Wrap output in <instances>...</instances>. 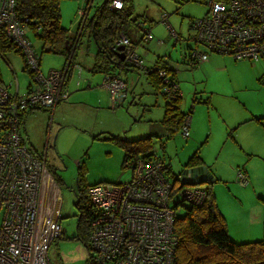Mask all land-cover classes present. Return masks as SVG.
<instances>
[{
    "label": "rangeland",
    "instance_id": "obj_1",
    "mask_svg": "<svg viewBox=\"0 0 264 264\" xmlns=\"http://www.w3.org/2000/svg\"><path fill=\"white\" fill-rule=\"evenodd\" d=\"M88 1L58 0L61 26L68 30L71 41L80 36L67 73V97L52 112L47 109V114L29 116L19 132L29 150L42 157L48 153L46 169L60 195L61 235L47 251L51 264H86L89 258L85 246L75 237L77 210L73 205V188L77 185V166H81L83 185L126 181L130 171L121 168L122 149L109 136L133 138L155 132L157 128H152V124L160 120L164 107L158 91H153L145 81L143 69L138 72L129 68L133 72L126 73V77V70L116 69V74L127 80L128 89H132L120 100L110 99L102 85V73L90 71L96 50L94 40L89 39L88 28L81 33L79 28L80 13L89 18L103 0ZM131 5L134 15H145L141 23L152 36L143 45L136 44L135 53L146 63L156 56L166 55L169 62L177 65L178 81L175 80L182 97L181 107L185 112L190 109L188 136L183 138L177 131L164 141L162 149L159 138L151 136L153 150L170 162L172 174L176 175L179 165L198 149L204 163L211 165L220 177L212 185L219 212L225 216L220 206L227 216L238 212L239 221L246 222L248 217L251 224L257 223L260 235L262 227L258 222L264 223V130L251 120V115L264 111V59L239 61L229 55L212 54L219 58V62L209 68L212 71L202 70L201 65L186 68L181 63L180 49L185 45L195 46L187 38L192 32L188 25L190 20L203 17L204 0H131ZM162 15L166 16L165 22L161 21ZM174 35L180 38L177 42ZM30 40L39 58L40 74L45 76L50 69L65 67L63 55L40 52L38 42L33 37ZM197 48L203 50L201 46ZM13 77L19 92H24L28 83L31 89L36 84L25 71L20 54L6 51L0 54V78L8 84L14 83ZM193 90L197 96L201 93L203 98L208 97L207 104L191 101ZM231 119L239 121L225 126V121L232 122ZM229 132L235 138L228 136ZM193 134H198V139L193 138ZM238 170H244L253 184L242 185L236 181ZM250 194L260 201L257 214ZM238 196H242L243 204L238 202ZM242 209H247L248 213Z\"/></svg>",
    "mask_w": 264,
    "mask_h": 264
},
{
    "label": "built area",
    "instance_id": "obj_2",
    "mask_svg": "<svg viewBox=\"0 0 264 264\" xmlns=\"http://www.w3.org/2000/svg\"><path fill=\"white\" fill-rule=\"evenodd\" d=\"M122 2L110 0L108 7L120 9ZM204 3L203 17L188 25L192 31L188 39L195 44L188 51L189 64L205 61L208 53L251 62L264 59V0ZM14 6L15 0H0V29L20 49L23 64L36 84L31 89L28 83L25 91L19 92L14 77V83H0V264H50L48 248L61 235L60 195L44 157L29 150L19 132L25 112L52 109L66 99V68L40 74L39 58ZM80 14L84 18V13ZM165 20L162 15L161 21ZM135 26L141 31L142 42L152 38L140 21ZM119 46L123 66L147 69L135 53L134 43L122 32L109 49L117 52ZM154 67L161 92L170 99L181 96L172 72ZM102 85L112 101L127 92L125 82L116 74H103ZM188 122L186 116L178 129L183 138L188 136ZM125 167L130 171L126 181L87 187L95 210L88 234L90 264H173L178 241L174 216L180 211L179 203L199 204L204 190L200 186L173 189L165 163L154 154L130 159ZM246 179L238 170L236 181L244 185Z\"/></svg>",
    "mask_w": 264,
    "mask_h": 264
},
{
    "label": "trees",
    "instance_id": "obj_3",
    "mask_svg": "<svg viewBox=\"0 0 264 264\" xmlns=\"http://www.w3.org/2000/svg\"><path fill=\"white\" fill-rule=\"evenodd\" d=\"M109 3L110 0H103L99 6L94 8L89 18L84 16L81 19V26H79L80 33L85 27L88 28L94 40L96 53L93 59L92 71L101 72L102 75L106 73L115 75L116 69L127 68L122 65V62L116 57V52L110 50L109 46L116 39L118 33L125 34L132 25L135 26V23L141 20L138 15L133 14L131 0H123L120 9H110L108 7ZM14 10L18 19L24 24L29 39L33 37L38 42L40 52L46 51L64 56L65 77L67 78V73L72 65L74 49L79 43L80 36L78 35L79 37L75 41H71L68 30L61 26L58 0H15ZM65 41H67V45ZM66 47L71 50L67 51ZM6 51L20 54L23 61L20 49L14 42L10 41L4 30L0 29V54ZM156 62L158 65L147 67L143 72L151 87L158 91L163 98L164 107L160 122L164 130L162 136L167 139L178 131L183 119L189 116L190 109L187 112L179 109L181 96L170 99L161 92V82L156 75L154 66L166 70L169 68L164 64H160L159 59ZM24 69L29 73L25 66ZM262 78V82H264V76ZM0 83H2L1 78ZM193 101L195 100L193 99ZM252 119L257 123L262 122V119L258 117ZM112 137L122 149L121 168H126L125 164L130 159L146 157L149 154L156 155L149 141L150 136L126 138L110 135L109 139ZM156 157L162 160L161 157L157 155ZM80 167L77 166V185L76 189L73 188L75 196L73 205L77 210L75 237L85 246L89 257L86 264H90L88 234L90 222L95 216V210L87 196V187L91 184H82ZM167 167L165 163L166 175L173 189L200 186L205 193L203 201L199 204L179 203L180 211L174 216V231L178 241L174 249L173 264H264V239L235 241L229 237L225 221L216 206L212 192V185L218 179L203 168L202 161L196 152L194 151L187 158L183 164V169L176 175H173ZM199 167L204 169L200 174L195 176L181 175V172L186 168ZM245 175L247 178L246 173ZM246 183H248V180Z\"/></svg>",
    "mask_w": 264,
    "mask_h": 264
},
{
    "label": "crops",
    "instance_id": "obj_4",
    "mask_svg": "<svg viewBox=\"0 0 264 264\" xmlns=\"http://www.w3.org/2000/svg\"><path fill=\"white\" fill-rule=\"evenodd\" d=\"M140 18H141V20H138V21H143L144 22V20H145V15L143 14L142 16H139ZM143 25V24H142ZM140 29H138L137 27H135L134 25H132L127 31H126V33H125V35L126 36H128L129 38H130V40L134 43V45H136V44H139V43H141V45H143L142 43H144V42H142L141 41V32L139 31ZM189 35V34H188ZM188 35H187V38H188ZM90 38H92V36L90 35L89 36V39ZM180 38L178 37V39L176 40V42L179 40ZM75 41V40H74ZM148 41V40H147ZM147 41H145V42H147ZM158 44V43H157ZM161 44V43H160ZM159 45V44H158ZM96 47V46H95ZM135 47V46H134ZM191 48V45L189 46H183L180 50H181V55H180V57H181V63L187 68H192V69H195L196 67H198V66H200L201 65V69L202 70H204V71H212V70H210V69H212V64H214V63H217V62H219V58L218 57H214V56H218L219 54H214V53H210V54H207V57H206V60L205 61H202V62H199V63H195V64H189V60L187 59V53H188V51H189V49ZM95 53H96V50H95ZM95 53L93 54V56H92V64H93V59H94V56H95ZM212 54L214 55V56H212ZM139 55V54H138ZM141 58H142V60H143V64H144V66L145 67H150V66H153V65H158V63L156 62V60L157 59H159L160 60V64H164L165 66H167L170 70H171V72H172V74H173V77H174V79H176L177 80V72H178V68H177V65H174V64H172L171 62H169V60L167 59V56L166 55H161V56H156L155 58H153V59H151L150 61H147V63L145 62V60H144V58L141 56V55H139ZM219 56H222V55H219ZM168 57L170 58V56L168 55ZM262 60V59H261ZM239 61H242V60H239ZM248 61V60H247ZM259 61V60H258ZM201 63V64H200ZM210 68V69H209ZM133 70H136V71H138V72H142V71H140L139 69H136V68H132ZM126 70V72L124 73V75H125V77H126V73H128V72H133V70H131V69H129V68H124V69H121V70H119V71H125ZM90 71H92V65L90 66ZM93 72V71H92ZM115 73H116V70H115ZM142 74L144 75V77H145V81L146 82H148L147 81V78H146V75L144 74V72H142ZM119 78H120V74L119 75H117ZM121 79V78H120ZM175 80V81H176ZM124 82H125V84H126V86H127V92H130V90L132 89H128V85H127V80L125 81V80H123ZM178 81V80H177ZM3 83V82H2ZM149 83V82H148ZM64 88H65V90H66V92H67V89H66V77H65V81H64ZM152 90L153 91H155L154 90V88H152ZM126 92V93H127ZM131 93V92H130ZM159 94V93H158ZM160 95V94H159ZM161 96V95H160ZM162 97V96H161ZM191 101L194 99L195 100V102H198V103H204V104H207V102H208V97L205 99V98H203L202 97V94L200 93L198 96H197V93H196V91L195 90H193L192 92H191ZM237 97H239V96H237ZM63 101H65V100H63ZM63 101H60V102H63ZM162 101H163V98H162ZM60 102H58V103H60ZM181 102H182V97H180V100H179V109L180 110H182V107H181ZM57 103V104H58ZM56 104V105H57ZM55 105V106H56ZM54 106V107H55ZM54 107L52 108V109H50V112H52L53 111V109H54ZM48 108H35L34 110H30V111H27V112H25L24 113V115H23V119H22V124H21V128L20 129H24V125H25V123H27V121H28V117L29 116H31V115H33V114H37V113H44V114H47L46 112V110H47ZM162 115H163V113H162ZM253 117H258V118H261L262 119V122L261 123H257V122H254V121H251V122H254L256 125H258V126H260L263 130H264V111H261V114H256V115H251V120H253L252 118ZM162 118V117H161ZM161 118H160V120H161ZM49 119V118H48ZM47 119V120H48ZM160 120L159 121H155L154 123L155 124H157V125H155V124H152V128H157L156 129V131L155 132H151L150 134H147V136H153V137H155L156 139H158L159 138V146L161 147V149L163 148V144H164V141H166V140H168V139H170L171 137H173L174 136V134L176 133V132H174L169 138H167V139H164L163 138V136H162V134H163V126H162V124H161V122H160ZM230 121H232V122H229V121H225V126H229V125H234L236 122H238L239 120H236V119H231ZM48 122V121H47ZM39 126H41L40 124H39ZM46 126V125H45ZM47 127H48V125H47ZM237 127V126H236ZM235 129V128H234ZM152 133H155L156 135H153ZM235 135H236V133H235ZM228 136H230V137H232V138H235V136H232V133H228ZM136 137H140V135L139 136H135V137H133V138H136ZM192 137L194 138L195 137V139H198V134H193L192 135ZM163 138V139H162ZM22 140V139H21ZM162 142V143H161ZM24 143V142H23ZM26 146V145H25ZM27 147V146H26ZM196 152V154H197V156L199 157V159L202 161V165H203V168L205 169V170H208L212 175H217V176H215L218 180H220V177H219V175L218 174H216L215 173V171H213V168L211 167V165H209V164H205L204 163V161H203V158H202V156L200 155V153H199V151H198V149L195 151ZM36 154V153H35ZM47 152H46V155L44 156V160H45V164L47 163ZM164 156V155H163ZM159 157H161L162 158V156H159ZM121 160H122V158H121ZM162 160L164 161V163H166V165L168 166L167 168L169 169V170H171L172 171V168H171V164H170V162H167L166 160H164L163 158H162ZM186 161H183L182 162V164L181 165H179V171H181L182 169H183V164L185 163ZM244 171V170H243ZM245 172V171H244ZM217 173H219V172H217ZM246 173V172H245ZM247 174V173H246ZM247 180H248V183H247V185H249V184H253L252 182H251V180H250V177H249V175L247 174ZM94 183H99V182H94ZM243 194H246V191L243 193ZM239 198H238V202L239 203H241V204H243V201H242V196H238ZM249 198L250 199H252V201H253V205H254V211H255V213L257 214L258 213V208H259V206H260V201L258 200V199H256V198H253L252 197V195L250 194L249 195ZM237 204V203H236ZM219 209L223 212V213H225V216L224 215H222V217H223V219H224V221H225V226H226V230H227V233H228V235H229V237L231 238V239H233V240H235V241H241V240H252V239H260V238H262V239H264V223L263 224H261V222H258L260 225H261V227H262V231H261V233H260V235L259 234H257V230H256V226H257V223L256 222H254L253 224H251V220L247 217V219L249 220H247L246 222H243V221H239V219H240V217L237 215L238 214V212H233V213H231V214H228V216H227V213H226V211H224L223 210V208H221L220 206H219ZM242 212H244V213H248V210L247 209H242ZM234 214H236V216H235V219L233 218V216H234ZM264 219V218H263ZM254 227H253V226ZM51 245V244H50ZM50 247V246H49ZM49 249V248H48Z\"/></svg>",
    "mask_w": 264,
    "mask_h": 264
},
{
    "label": "water",
    "instance_id": "obj_5",
    "mask_svg": "<svg viewBox=\"0 0 264 264\" xmlns=\"http://www.w3.org/2000/svg\"><path fill=\"white\" fill-rule=\"evenodd\" d=\"M65 44L67 45V41H65ZM67 51H70L71 49H69L68 47H66ZM116 57L118 58V60L122 61L123 60V53H122V46L117 47V52H116ZM203 168L199 167V168H186L181 172L182 176H195L197 174H200L203 172Z\"/></svg>",
    "mask_w": 264,
    "mask_h": 264
}]
</instances>
